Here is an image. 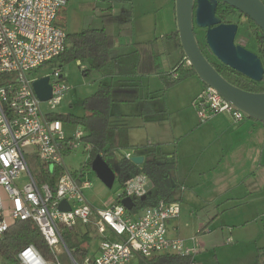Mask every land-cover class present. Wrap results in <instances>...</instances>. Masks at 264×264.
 Segmentation results:
<instances>
[{
	"label": "built area",
	"instance_id": "1",
	"mask_svg": "<svg viewBox=\"0 0 264 264\" xmlns=\"http://www.w3.org/2000/svg\"><path fill=\"white\" fill-rule=\"evenodd\" d=\"M68 2L0 0V235L19 221L31 220L38 226L54 259H46L29 244L17 254L20 264H62L56 252L59 245H64L72 264H130L164 254L195 257L200 251L198 244L188 246L185 240L169 236V222L180 215L179 202L160 200L136 216L121 203L125 197L147 193L146 175L128 179L119 202L98 208L86 196L93 182L86 178L84 169L71 170L66 164L65 150H90L82 141L86 134L83 128L77 127L69 135L63 122L48 116L62 105L69 91L62 67L56 63L67 47V32L57 19ZM48 63L55 64L45 75L52 93L50 99L42 101L33 83L44 76L32 78L31 72ZM81 68L86 70L83 64ZM179 68H191L187 57ZM177 71L178 67L171 73L173 79L179 78ZM194 104L201 121L222 112L235 120L246 117L211 86H205ZM132 156L128 153L124 157ZM56 170L59 173L53 184L39 180L40 175L50 177ZM4 194L19 205L6 206ZM63 200L70 210L59 209ZM78 224L95 228L101 236L98 255L82 262L73 256L63 233V228L74 229Z\"/></svg>",
	"mask_w": 264,
	"mask_h": 264
},
{
	"label": "crops",
	"instance_id": "2",
	"mask_svg": "<svg viewBox=\"0 0 264 264\" xmlns=\"http://www.w3.org/2000/svg\"><path fill=\"white\" fill-rule=\"evenodd\" d=\"M120 1H126L130 8L124 10L125 19L117 17L116 6ZM142 3L138 5L140 9L143 8ZM156 4L160 11H156V20L152 25L150 18H144L148 12L135 10V0H69L62 9L65 14L64 29L67 33H77L88 28H100L103 26V17L107 14H112L116 22L132 20L130 34L109 38L111 56L125 55L120 68L122 75L111 78L98 72V77L94 79L99 80V84L112 80L117 94L133 97L129 101H115L111 117V121H114L111 126L120 128L121 139V135L125 133L124 140L132 154L144 156V161L156 159L172 164L168 175L172 186L170 199L179 202L181 211L168 224L169 236L180 239L184 237L188 246L198 244L200 251L194 258L209 251L206 239L217 230L229 233L226 243H231L233 237H236L238 240L256 243V248H262L264 123L248 117L235 120L225 112L201 121L194 101L204 90L205 84L197 75L174 84L171 82L177 79L168 77L184 56L180 41L179 50L174 54L177 63L171 65V72L167 71L169 74L158 73L162 87L159 85L155 91L151 90L150 80L158 77V69L153 71L154 66L158 63L159 68L163 67L168 60L163 56L166 51L164 40H160L166 32L177 31L175 0H159ZM168 7L172 10L171 29L168 28L171 20ZM147 32L161 35H157L155 39L147 38ZM150 42L152 46L146 45ZM154 53L159 55L157 59ZM85 66L88 70L89 65ZM180 75L181 73L179 78ZM124 86L128 87L123 88ZM159 99H162L163 105L157 103ZM120 103L132 104L134 111L126 113ZM68 134L71 135L72 132ZM150 180L148 178V182ZM101 183H94L85 192L94 205L102 197L104 187L106 188ZM4 201L8 207L17 205L7 194H4ZM139 212H134V215ZM208 227L211 229L203 232ZM0 264L11 263L0 254Z\"/></svg>",
	"mask_w": 264,
	"mask_h": 264
},
{
	"label": "trees",
	"instance_id": "3",
	"mask_svg": "<svg viewBox=\"0 0 264 264\" xmlns=\"http://www.w3.org/2000/svg\"><path fill=\"white\" fill-rule=\"evenodd\" d=\"M60 10L58 16L60 15ZM233 12L243 15L236 8L224 3L219 2L217 8V16L222 22L237 23L234 20H228V15ZM248 18L249 22L256 27V36L259 41V48L261 51L260 57L264 58V35L257 24ZM59 26L64 28V21L58 23ZM132 32V20L127 19L116 22L112 14L104 15L103 26L100 28H88L77 33H67V47L65 51L59 56L61 63L57 64L63 67L65 63L72 60H86L89 68L84 71L85 74L91 71H97L105 76L113 78L115 75H122L121 66L122 58L125 55L118 57H112L110 54L109 38L114 36H124ZM173 37H178V32L174 31L171 33ZM205 35V34H204ZM151 45L152 43H147ZM207 51L203 52L213 64V66L231 83L241 87L248 91L253 92H264V79L261 82H256L245 75L241 74L237 70L223 64L218 60L208 45L205 42ZM182 48V47H181ZM154 52V50L152 49ZM139 52V51H137ZM157 59L159 55L155 54ZM127 56V55H126ZM185 55L183 56V58ZM182 58V59H183ZM181 59V60H182ZM181 61L176 67L180 69ZM52 64L51 66H54ZM175 67V68H176ZM159 68L158 63L154 66L153 71H157ZM174 68V69H175ZM180 78L171 82V84L177 81L187 78L192 75H196L194 69H182L180 70ZM167 77V76H166ZM165 78V77H164ZM207 86V85H205ZM124 86L123 88H127ZM128 94H117V88L114 86L112 80L108 83H101L98 89L85 98L83 101L86 112L84 115L79 116L73 113H49V118L58 119L65 124H72L74 126H81L86 131L82 141L90 145L89 160L83 164L82 169L85 167H91L92 160L97 155H102L104 160L111 166L116 172V179L119 180L121 185L124 187L125 182L139 174L146 175L154 183V187L151 191L147 192V197L144 201L137 202V205L130 211V213L136 212L138 206H155L160 200L166 202H172L170 199V191L172 186L168 181L169 171L172 164L168 161H159L156 159H150L144 161L142 164H136L131 159L125 157L118 158L117 152L120 148L129 147L125 142V133H123V139L120 137V128L111 126V108L115 101H129L132 100V96ZM122 134V132H121ZM70 150H65V157L70 154ZM58 170H56L50 177L47 174L39 176V180L50 181L54 183L58 176ZM119 196L118 202L121 199ZM117 202V201H116ZM85 238H89L88 234L83 235ZM33 244L35 245L41 254L46 259H54L52 251L47 244L42 232L31 220L19 221L13 224L0 238V254L3 255L11 264H20L17 258L18 252L25 246ZM69 245V244H68ZM69 248L73 256L82 262L86 258L87 249L78 247L76 245H69ZM195 258L192 256H179L176 254H164L161 256H155L152 258H140L137 260V264H193Z\"/></svg>",
	"mask_w": 264,
	"mask_h": 264
},
{
	"label": "rangeland",
	"instance_id": "4",
	"mask_svg": "<svg viewBox=\"0 0 264 264\" xmlns=\"http://www.w3.org/2000/svg\"><path fill=\"white\" fill-rule=\"evenodd\" d=\"M142 1L146 4H143ZM158 1L159 0H135V5H136L135 10L138 12L140 9L138 5L139 3H142L143 8L140 9V11L146 13L148 12L144 18H150V20L152 21L151 23L152 25L155 22L154 20H156L155 17L156 11L157 12L160 11L159 6L156 4ZM116 7H117L118 19H125L126 14L124 13V10L126 9L130 10L129 5L126 3V1H120L117 2ZM168 15H169V19H171L168 28L171 29L173 28V23L171 18L172 10L170 7H168ZM64 18H65V14H64V10H62L60 15L58 16L57 22L58 23H62L63 21L65 22ZM142 20L143 19H141V23L143 22ZM228 20H234V22H237L239 24V30L235 40L236 44H240L246 47L247 49L257 53L259 56L262 55L259 48V41L256 36V27L249 22L248 18H246L245 16H240L239 13L237 12H233L232 14L228 15ZM150 32L152 31L150 30ZM154 32L153 33L147 32L146 37L147 38L151 37L152 39H155L157 35H161V33L158 34ZM198 37L200 39L201 44L203 45V48L206 49L205 46L206 39L204 35V30L202 28H199ZM128 38L131 37L129 36ZM162 40H164L163 42L164 45L166 46L165 48L166 51L163 54V56L167 57L168 60H167V65L165 66L163 65V67L161 66L160 68H158V72L156 73V76L159 75L158 73L164 74L165 72L170 71L171 65L173 66V64L176 62L175 61L176 56L174 54L176 53V50L177 51L179 50L178 37H173L169 31L165 33V35L160 41ZM262 59L264 61V58ZM56 62L58 64L61 63L60 59H56ZM83 63L88 64L86 60L83 61L72 60L68 63H65L64 66L62 67L63 75L69 86V91L64 99V102L60 107H58L55 110V112L63 113V114L73 113L79 116L84 115V113L86 112L83 105V101L85 100V98L91 95L92 91L98 89L100 84L98 82L99 80L95 81L94 79L98 77L97 75L98 72L91 71L90 72L92 73L91 75L90 73L85 74L81 68V64ZM51 65L52 63H48L39 69L33 70L31 72L32 73L31 77L37 78L40 76L48 75L52 70ZM167 73L169 74V72ZM177 73L180 74V71H177ZM168 77L169 79H172V75H169ZM160 80L161 79L159 76L150 80L149 84L151 90L155 91L156 89H158L159 85H161L160 87H162L161 84L162 81ZM157 103L159 105H163L162 99H159ZM42 105L45 110H48V106L46 105V103H43ZM120 106L121 108H123V110L126 113H132L134 111L132 104L130 105L129 103H120ZM111 114H112V108H111ZM110 123L114 124V121H111L110 119ZM64 126L66 132L68 133L73 132L74 131L73 129H76L77 127H81V126H74L72 124H65V123ZM128 153L132 154V151L129 148H120L118 150L117 156L118 158L120 156L124 157ZM89 159H90L89 152H84V150L81 147H79L74 149L70 154L66 156V164L69 169L75 170L82 167L83 164ZM29 162L32 168L34 169L33 160L30 159ZM84 172L86 173L85 174L86 178L90 179L93 182V184L94 183L102 184L101 183L102 181L97 177L96 173L92 170V167H85ZM17 186L19 187V184H17ZM123 191H124V187L121 185L119 180L116 179L114 186L112 188L104 187V192L102 193V197L100 196L101 198H98L94 203L96 206L103 208L104 206L111 204L112 202H116V201L118 202L119 196L122 195ZM5 198H7L6 195ZM17 205H19V202H17ZM142 207L138 206L136 212H139L142 209ZM209 228L210 227L205 228L203 232H208ZM63 233L67 245L68 244L73 246L76 245L78 247L87 249L86 258L98 255L100 251L101 236L100 234H98L95 228H92L91 226H89L88 228L83 226L82 224H78L75 226L74 229L63 228ZM85 234H88L89 238H85L83 236ZM200 234H202V232L199 233L198 235ZM198 235H196L195 237H198ZM228 235L229 233H227V231L217 230L212 232V234L209 235V237H207L206 239V241L208 240L209 251L198 254L195 258V263L196 264H264V247L256 248L255 247L256 243H251V242L248 243L244 239L238 240L236 237H233L231 243H226L225 240ZM181 239L185 240L184 237ZM56 252L62 264H72L71 257L67 252L66 248L64 247V245H59L56 248ZM130 264H137V260L132 261Z\"/></svg>",
	"mask_w": 264,
	"mask_h": 264
},
{
	"label": "water",
	"instance_id": "5",
	"mask_svg": "<svg viewBox=\"0 0 264 264\" xmlns=\"http://www.w3.org/2000/svg\"><path fill=\"white\" fill-rule=\"evenodd\" d=\"M220 1L252 19L264 35L263 0H175L176 26L182 51L191 62L197 77L205 85L217 90L226 101L242 111L246 117L264 123V92L245 90L226 79L209 61L196 37L195 25L206 29V44L218 60L256 82L263 81V59L257 53L236 44L239 24L222 22L217 16ZM33 86L42 101L50 99L52 87L48 76L36 79ZM131 160L136 164H142L144 156L134 155ZM91 167L107 188L114 186L116 172L102 155H97L92 160ZM152 188L153 181L150 180L145 189L149 192ZM146 197L147 193L141 197H125L121 203L128 210H132L138 201L142 202ZM58 207L62 211L71 209L66 200L61 201Z\"/></svg>",
	"mask_w": 264,
	"mask_h": 264
},
{
	"label": "flooded vegetation",
	"instance_id": "6",
	"mask_svg": "<svg viewBox=\"0 0 264 264\" xmlns=\"http://www.w3.org/2000/svg\"><path fill=\"white\" fill-rule=\"evenodd\" d=\"M203 30H204V34H205L206 29H203ZM198 33H199V27H197V26L195 25V34H196V37H197V39H198V41H199V44H200L201 48H203V45L201 44L200 39H199V37H198ZM203 50H204V51H208V50H206V49H204V48H203Z\"/></svg>",
	"mask_w": 264,
	"mask_h": 264
}]
</instances>
